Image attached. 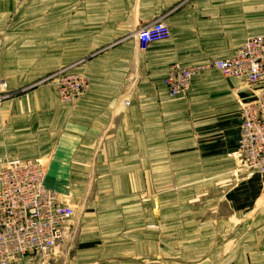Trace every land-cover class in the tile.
Instances as JSON below:
<instances>
[{"label": "crops", "instance_id": "crops-1", "mask_svg": "<svg viewBox=\"0 0 264 264\" xmlns=\"http://www.w3.org/2000/svg\"><path fill=\"white\" fill-rule=\"evenodd\" d=\"M159 22L170 39L141 51ZM255 38L264 0H0V172L43 164L75 211L66 264H264L263 179L230 158L251 88L164 83ZM61 70L88 81L75 103L47 81Z\"/></svg>", "mask_w": 264, "mask_h": 264}, {"label": "built area", "instance_id": "built-area-1", "mask_svg": "<svg viewBox=\"0 0 264 264\" xmlns=\"http://www.w3.org/2000/svg\"><path fill=\"white\" fill-rule=\"evenodd\" d=\"M164 22L144 27L137 34L139 48L170 39ZM213 70L226 79H239L251 88L249 99L241 103L239 156L249 173L262 179L264 192V38H255L237 50L235 57L214 61L190 70L172 67L164 80L171 97L186 94L191 79L199 71ZM57 77L58 97L62 103H75L86 90V80L61 70ZM45 168L38 162L9 166L0 172V264H14L18 259L46 258L66 238L74 208L60 202L45 186Z\"/></svg>", "mask_w": 264, "mask_h": 264}, {"label": "rangeland", "instance_id": "rangeland-1", "mask_svg": "<svg viewBox=\"0 0 264 264\" xmlns=\"http://www.w3.org/2000/svg\"><path fill=\"white\" fill-rule=\"evenodd\" d=\"M60 72V71H59ZM59 72H56L55 74L59 73ZM68 74H72L74 76H77L79 78H82L76 74H74L73 72H70L68 71ZM54 74V75H55ZM54 75L50 78L47 79V81H51V82H54V86L56 88V93H57V96H58V91H57V82H58V78L55 77L54 78ZM83 79V78H82ZM86 80V87L88 85V81L87 79H84ZM88 88V87H87ZM86 88V90H87ZM85 90V92H86ZM85 92L82 94V96L85 94ZM81 96V97H82ZM80 97V98H81ZM58 100L61 102L60 98L58 97ZM62 103V102H61ZM66 104V103H64ZM239 157V156H238ZM231 160L234 161V165H236L237 167V171L238 170H243L244 172H247L244 168H243V165H241L239 162H240V158H235V157H230ZM45 172H46V169H45ZM68 244H69V240L67 241H63L59 244V246L56 248V250L53 252V256L50 257V258H46L44 259V261H46L47 263L46 264H66L68 260H71L72 257H73V253H69L70 252V247H68ZM206 262V261H205ZM14 264H43V262H40V261H36L35 259L33 258H22V259H18ZM45 264V263H44Z\"/></svg>", "mask_w": 264, "mask_h": 264}, {"label": "bare ground", "instance_id": "bare-ground-1", "mask_svg": "<svg viewBox=\"0 0 264 264\" xmlns=\"http://www.w3.org/2000/svg\"><path fill=\"white\" fill-rule=\"evenodd\" d=\"M236 158H239V157H236ZM239 163L241 164V161Z\"/></svg>", "mask_w": 264, "mask_h": 264}]
</instances>
